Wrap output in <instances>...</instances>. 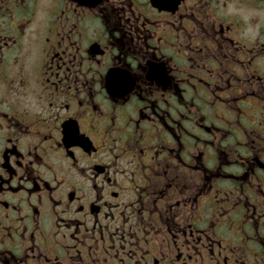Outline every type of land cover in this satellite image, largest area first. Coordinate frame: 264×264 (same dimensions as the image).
<instances>
[{
  "label": "flooded vegetation",
  "instance_id": "flooded-vegetation-1",
  "mask_svg": "<svg viewBox=\"0 0 264 264\" xmlns=\"http://www.w3.org/2000/svg\"><path fill=\"white\" fill-rule=\"evenodd\" d=\"M0 264H264V0H0Z\"/></svg>",
  "mask_w": 264,
  "mask_h": 264
}]
</instances>
